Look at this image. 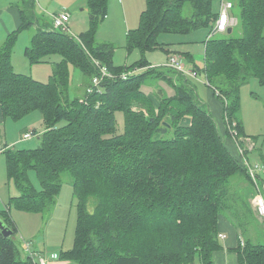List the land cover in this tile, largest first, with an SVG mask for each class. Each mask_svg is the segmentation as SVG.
I'll return each mask as SVG.
<instances>
[{"label": "trees", "instance_id": "obj_1", "mask_svg": "<svg viewBox=\"0 0 264 264\" xmlns=\"http://www.w3.org/2000/svg\"><path fill=\"white\" fill-rule=\"evenodd\" d=\"M213 1L147 0L140 27L127 35L129 51L138 49L141 61L121 67L112 63L115 47L100 42L96 35L107 17L109 0H88L90 27L78 36L62 27L37 24V0H23L22 23L0 49V104L6 117L20 118L39 110L45 128L38 132L36 149L3 147L9 176L19 194L11 196L5 210H0V219L13 230L10 237L0 231V264H18L12 239L18 228L8 214L9 207L51 210L66 172L73 178L78 223L75 245L61 257L78 264H212L214 251L222 247L219 216L226 215L241 231L247 228L245 223L254 219L247 216L252 213L250 203L244 193L232 192L227 184L240 173L255 189L241 153L239 157L235 154L239 149L224 140L191 76L171 65L151 66L145 58L150 50L169 51L158 41L161 33H191L205 27L211 33L218 18ZM233 2L232 13L241 33L233 35L236 26L221 36L209 33L203 68L187 58L223 100L230 140L234 131L240 136L244 133L241 88L252 78L264 84V0ZM35 25L25 48L29 62H42L52 53L61 56L48 83L17 72L12 61L20 31ZM70 63L84 76L73 90ZM101 66L113 76L102 77ZM150 66L153 72L144 70ZM165 71L179 75L178 83L163 78L174 93H166L157 112L151 103L146 104L149 116L133 110L129 98L150 101L142 86L150 76L161 77ZM96 77L100 81L94 86ZM118 109L125 113L126 127L122 135L112 136ZM185 115L191 116L186 126L179 120ZM61 119L66 123L57 126ZM171 129L174 136L165 138ZM262 163L264 168L263 157ZM30 170L35 171L39 188ZM262 172L256 180L264 188ZM237 200L243 212L234 205ZM140 233L131 240L130 234ZM27 255L25 262L35 264ZM239 264H264V243L246 242Z\"/></svg>", "mask_w": 264, "mask_h": 264}, {"label": "rangeland", "instance_id": "obj_2", "mask_svg": "<svg viewBox=\"0 0 264 264\" xmlns=\"http://www.w3.org/2000/svg\"><path fill=\"white\" fill-rule=\"evenodd\" d=\"M5 1L7 0H0V7L3 8V12H5ZM216 2L218 7L215 6L214 11L217 13L219 10V0H216ZM146 7L147 0H109L107 17H105L104 21L101 23L96 35L100 42H107L115 47L112 57V63L114 66H131L141 61V53L138 49L129 51L127 47V35L130 30H135L140 27L141 16ZM36 11L41 19L45 18L47 21L51 20L50 22L52 25V17L65 12H70L71 17L68 22L70 30L65 31L75 36L87 31L90 27L91 11L88 5V0H37ZM1 20L2 18H0V24ZM3 29L5 30L4 26ZM30 31H33V27L20 31L17 42L13 48V65L16 67V71H25L23 73L31 74L34 79L36 78L40 82L48 83L53 72V65L55 62L61 60V56L52 53L49 57L43 59L42 62H29L24 55L25 44L23 43L25 42L24 36L26 32L28 34ZM239 32L240 26H236L233 35H237ZM169 33L172 34H163V41H168L172 38L187 40V45L193 46L192 48L189 47L186 49L194 52V61L199 64L201 68L205 66V48L202 42L195 43L191 33ZM219 35L221 36L222 34L220 33ZM3 37L2 29L0 27V42L5 40ZM28 41H30V39ZM1 44L2 43H0V45ZM167 54L168 53L162 49H154L147 51L145 58L149 61L150 58L157 57V61L164 62L161 65H170V60L167 63V59L169 58ZM173 54L176 55L175 53ZM188 64L186 66L190 65ZM151 66L146 67L144 70H152ZM69 70L71 76L70 85L73 90V88H76L83 83L84 76L81 70L76 68L72 63L69 64ZM141 71H143V69H141L140 72ZM200 75L198 77H193L194 79L192 80L198 87L197 89L200 97L207 105L208 100L206 99V95H208L209 92L208 85L206 84L207 81L205 77ZM163 78L172 80L176 83L180 82L179 75L176 72L165 71L164 76H150V79L142 86L144 92L149 96L150 101H147L146 98L136 99L132 96L129 98V102L130 106L133 107V110L138 113L140 112L145 116H149L150 110L146 104L151 103L153 110L155 112L158 111L160 101L165 97L166 93L168 95L174 93V89L171 88L168 83L163 81ZM74 95V92H72L71 97H74ZM142 101H145L144 104H142ZM168 118L171 120L170 116H168ZM114 119L115 130L111 135H122L126 127L124 111L121 109L115 110ZM179 120L184 126L191 124L190 115H185ZM240 120L244 130L243 136L234 132L235 137H232L231 135L232 141L226 135L225 129L227 126L222 127L217 124L218 129L224 140H227L229 144L233 147L236 146L239 149L235 154L239 157V153H241V161L248 170L250 163L255 170L263 173V163L259 160L262 159V157L264 158V84H261L257 78H252L241 88ZM65 123L66 120L61 119L56 125L62 126ZM44 128V117L39 110L28 112L20 118L8 116L3 124L0 125V145L5 147L6 143L4 141H6L9 144L8 146L14 150L36 149L39 145L38 132H41ZM27 131H33L34 135L30 138H24L23 134ZM173 136V129L165 134V138H171ZM30 178L33 184L39 188V182L35 171L30 170ZM253 182L255 184V189L246 177L238 173L232 176L227 184L232 192L236 193V191H240V193H244L246 200L252 205V199H254L259 192L263 193L264 190L259 183V180L253 179ZM256 187L258 189L257 191ZM18 194L19 190L8 173L7 155L4 151L0 150V210H5L2 207H6V204L9 203L10 197ZM234 205H238L236 206L238 212H243L240 200H237ZM77 210V201L73 196V178L67 172L63 174L62 186L56 197L55 205L51 210L34 212L22 210L15 206L9 207L8 214L18 228V231L12 237L17 246L18 264H28L25 262L28 259V253L24 249L26 248L27 243L38 252V254L35 253L36 258H39V256L47 257L49 264H78L76 261L61 257L63 252L73 249L75 245V233L78 223ZM248 216L249 218L254 217L252 213H249ZM258 219L264 221L260 216ZM249 222H246L245 224ZM140 235L141 233L137 236L130 234L131 240L137 239ZM121 236L124 237L125 235L122 234ZM253 241L264 242V239H257V237H254ZM124 246H128L127 240H124ZM195 262H198V259H196Z\"/></svg>", "mask_w": 264, "mask_h": 264}, {"label": "crops", "instance_id": "obj_3", "mask_svg": "<svg viewBox=\"0 0 264 264\" xmlns=\"http://www.w3.org/2000/svg\"><path fill=\"white\" fill-rule=\"evenodd\" d=\"M22 2H23V0H7V1H5V4H4L5 12H3V8L0 7V18H2L0 27L2 29V35L4 36L3 38H5V40L7 39V37L12 32L17 30L22 23L21 17H20V7L22 5ZM220 5H221V1L219 0V9H220ZM215 6L218 7L216 0L213 1V9ZM68 13H70V12H68ZM70 17H71V14H70ZM50 21L51 20L47 21L45 18L41 19L39 17L37 24H43V25L47 24V26H49V25L52 26ZM36 25L33 26L32 32L30 31V32H28V34L26 32V34L24 36L25 42L23 43V44H25V47L28 46V44H29L28 42H30L28 40L29 39L31 40L32 35L35 33ZM3 26H4L5 30L3 29ZM209 31H210V29L205 27V28L198 29L194 32H191V34L193 35V41L195 43L196 42H202L203 46L205 48L206 41H207V38H208L209 33H210ZM240 33H241V29H240V32L238 34H240ZM163 34H165V33H161L159 35L158 41L162 45L166 46V49L169 50V51H167V53H168L167 56H169V58L167 59V63L170 60V57L172 55H174L173 53H175L176 55L179 56V58H178L179 62L182 64V67L185 70L193 69L191 67L193 65L192 61L188 60L187 58L191 57V59L194 60L195 54L191 50L186 49L189 47L192 48L193 46H188L187 40H184L181 38H172V39H169L168 41H166V40L163 41L162 40ZM166 34H172V33H166ZM186 35H188V34H186ZM5 40L0 42V43H2L0 45V49L2 48ZM190 43H193V42H190ZM175 44H177V45H175ZM25 47H24V49H25ZM24 55H25V50H24ZM12 58H13V55H12ZM156 58L157 57L149 59L150 65H152V66H158L159 65L160 66L161 64L164 63L161 61H157ZM187 64L189 66H186ZM14 68L16 70L15 66H14ZM17 72L23 73L25 71H23V72L17 71ZM26 74H29V73H26ZM190 79L192 80L194 78L191 77ZM192 82H194V81L192 80ZM206 84L208 85V91H209L208 95H206V97H207L206 99L208 100L207 106L211 110L212 115H213L214 119L216 120L217 124L219 126L223 127V126H225V122H224V118H223V100L217 96V94L214 92L212 87H210L208 82H206ZM203 103H206V102L203 101ZM5 119H6V116L4 114V110H3L2 105L0 104V125L3 124ZM6 144L9 145L7 142H6ZM231 148L233 149L235 147L232 146ZM0 150L1 151L4 150L2 146L0 147ZM259 161L262 163V159H260ZM2 208L4 209L5 207H2ZM250 209L254 215V217H253L254 219H251L250 220L251 222L246 224L247 228H243L244 230H242V231L238 227H236L234 225V223H232V221L226 215L221 214L219 216V219H218L219 235L218 236H219L222 247L220 249L214 251L213 256H212V264H239V262H240V250L242 251V248L245 246L246 242L251 241L253 243H264V242L253 241L254 237H257V239L258 238L264 239V221H260L258 219L259 214H258V211L256 209V206L254 204L253 199H252V205H250ZM253 220H254V222H253ZM220 234H223L224 236L220 237Z\"/></svg>", "mask_w": 264, "mask_h": 264}, {"label": "built area", "instance_id": "obj_4", "mask_svg": "<svg viewBox=\"0 0 264 264\" xmlns=\"http://www.w3.org/2000/svg\"><path fill=\"white\" fill-rule=\"evenodd\" d=\"M221 5L220 9L218 10V18L216 20V23L214 25L213 30L211 31L210 35L213 33H223L227 32L229 27H235L238 24V18L232 13L234 2L233 0H220ZM53 19V27L54 28H60L62 27L63 30H70V27L68 26V22L70 20V13L65 12L62 14H58L57 16L52 17ZM170 65L175 67L176 69L184 72L188 76L191 77H198V72L195 69L185 70L182 67V64L179 62L178 56L172 55L170 57ZM101 76H113L106 67L101 66L100 67ZM123 77H126V75H123ZM99 78L93 79V85L97 86L99 84ZM88 91H91V88L88 89ZM235 132V131H234ZM34 135L33 131H27L23 134L24 138H30ZM249 163V162H248ZM247 164V163H246ZM248 165V164H247ZM249 171L251 173V176L256 180V174H260L259 171L255 170L251 164L249 163ZM264 170V168H263ZM262 170V171H263ZM254 204L256 206V209L258 211V214L260 217L264 219V194L262 192H259L254 197ZM224 236L223 234H220V237ZM26 251L30 255V258L32 261L35 262V264H49V261L47 257L39 256V258H36L35 253L38 254L35 250H32V247L29 243L26 245Z\"/></svg>", "mask_w": 264, "mask_h": 264}, {"label": "water", "instance_id": "obj_5", "mask_svg": "<svg viewBox=\"0 0 264 264\" xmlns=\"http://www.w3.org/2000/svg\"><path fill=\"white\" fill-rule=\"evenodd\" d=\"M233 30L232 27L228 28V33H231ZM0 231L3 234L4 237H10L13 235V230L8 227L6 224H4V222L0 219Z\"/></svg>", "mask_w": 264, "mask_h": 264}]
</instances>
